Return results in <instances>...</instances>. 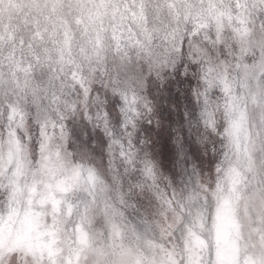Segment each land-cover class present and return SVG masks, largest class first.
Listing matches in <instances>:
<instances>
[{"label": "snow or ice", "instance_id": "1", "mask_svg": "<svg viewBox=\"0 0 264 264\" xmlns=\"http://www.w3.org/2000/svg\"><path fill=\"white\" fill-rule=\"evenodd\" d=\"M0 264H264V0H0Z\"/></svg>", "mask_w": 264, "mask_h": 264}]
</instances>
